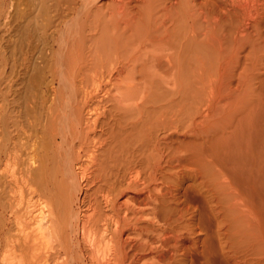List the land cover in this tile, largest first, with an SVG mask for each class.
Here are the masks:
<instances>
[{"label": "bare ground", "instance_id": "1", "mask_svg": "<svg viewBox=\"0 0 264 264\" xmlns=\"http://www.w3.org/2000/svg\"><path fill=\"white\" fill-rule=\"evenodd\" d=\"M61 1L0 90V264H264V0Z\"/></svg>", "mask_w": 264, "mask_h": 264}, {"label": "rangeland", "instance_id": "2", "mask_svg": "<svg viewBox=\"0 0 264 264\" xmlns=\"http://www.w3.org/2000/svg\"><path fill=\"white\" fill-rule=\"evenodd\" d=\"M10 1L11 0H2V1L0 0V5H1V9H0V77H1L0 78V86H2L4 88L3 89L2 87H0V90L2 92H4V91H6L8 86H11L12 91L16 92L15 90L20 89V91H18V92H21L22 89L25 88L24 87L26 85L25 82L28 79V77L31 76V72H33L32 74H34V72H35L34 69H36V67H39V64L41 63L40 57L42 55L45 56L47 53V51L45 52V50H47L46 46L48 47V45L50 43V42L48 43V41L51 40L53 33L59 27V22H58L59 19L57 18V14L59 11L58 8L61 6H59L58 8L56 6H54V0H12L11 2L13 4ZM14 4H15L16 8L13 9L12 7ZM11 5H12V7H11ZM8 6H9V8H8ZM46 6H47V8H46ZM41 8H42V10H40ZM45 8H46V10H45ZM48 9H50L49 12L51 13V15L47 11ZM53 10L57 11V13L54 14L56 17L53 15V13H55ZM42 14H43V16H42ZM48 15H50V16H48ZM68 16H69L68 18L72 17L71 15H68ZM43 18H45V20ZM52 22H54V23L52 24ZM53 26H55V27H53ZM52 27H53V29H50ZM41 29H42V31H41ZM48 34H50V35H48ZM45 36H47V37L49 36V37L46 38ZM46 39H48V40H46ZM11 42H13L14 45ZM43 42H45V43L42 44ZM44 45H46V46H44ZM10 48L13 50L11 51ZM42 50L44 52H42ZM10 53H11V55H10ZM42 53H44L45 55ZM12 55H15V56H12ZM38 55H39V57H38ZM10 56H12V57L10 58ZM35 57L38 58L39 60L35 59ZM27 59H28V61H27ZM34 59L36 61H38L39 64ZM30 64H33V65H30ZM34 65H35V68H34ZM32 66H33V68H32ZM7 68H9L8 71H10V72H6ZM26 68L30 69L29 73H28V70ZM6 74H8L9 76ZM15 74H17V75H15ZM21 74L23 76L20 77ZM27 74H30V75L27 76ZM25 76H27V79ZM5 78H6V83L8 82L7 83L8 85L5 84L6 87H5V85H2V83L4 84V82H5ZM12 78H13V80H12ZM21 78H23V79H21ZM16 80L18 81L17 82L18 84L16 83ZM21 80H23V81H21ZM39 80H37V81L39 82ZM14 83H16V85ZM20 83H22L21 86L19 85ZM17 85L19 87H17ZM15 87H16V89H15ZM22 87H24V88H22Z\"/></svg>", "mask_w": 264, "mask_h": 264}]
</instances>
